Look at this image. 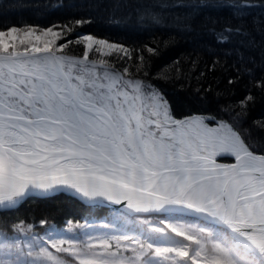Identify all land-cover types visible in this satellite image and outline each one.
<instances>
[{"label":"snow or ice","instance_id":"obj_1","mask_svg":"<svg viewBox=\"0 0 264 264\" xmlns=\"http://www.w3.org/2000/svg\"><path fill=\"white\" fill-rule=\"evenodd\" d=\"M191 7L232 11V22L219 28L209 17L213 46L224 47V57L243 61L257 28L264 49V22L246 26L264 0H195ZM38 28L0 30V211L35 192L69 191L92 205L118 206L147 227L138 235L72 239L0 224V264H66L58 253L74 264H264V150L246 143L252 130L264 135V118L240 127L256 97L245 95L238 110L221 108V117L177 119L163 93L137 78L147 75L144 53L155 54L154 47L85 34L76 40L85 51L75 58L53 50L62 37L59 49L71 43L70 26ZM93 50L105 58L90 59ZM236 70L250 72L243 63ZM255 86L264 92V78ZM222 156L234 162L217 163ZM153 214L163 219L152 223L146 217Z\"/></svg>","mask_w":264,"mask_h":264},{"label":"trees","instance_id":"obj_2","mask_svg":"<svg viewBox=\"0 0 264 264\" xmlns=\"http://www.w3.org/2000/svg\"><path fill=\"white\" fill-rule=\"evenodd\" d=\"M178 0H0V29L9 26H39L46 28L57 25L63 30L65 25L72 28L66 37L71 41L62 51L73 56H81L84 45L76 43L85 33L105 37L133 49L141 50L147 46L156 49L155 54L144 53L148 60L146 76H139L155 85L171 107L173 116L208 114L223 116L221 108L237 105L245 95L251 93L256 103L248 109L246 122L240 127L249 129L253 120L264 118V92L255 86L257 80L264 78V49L260 47L259 28L256 44L247 48L243 61L234 55L224 57V47L214 45L213 35L208 31L209 17L218 20L217 28L232 22L230 9H204L189 6H176ZM259 3V0H256ZM113 4L119 5L112 7ZM86 19L89 23L75 25L76 19ZM119 20V23L114 21ZM264 22V10L251 11L247 27L251 29ZM65 40V37H63ZM236 38L228 48L234 47ZM219 56L218 62L214 61ZM113 60L117 69L123 62ZM135 60V57H133ZM243 63L250 72L241 71L237 66ZM131 72L134 64H129ZM232 80V83H229ZM228 119V117H224ZM258 153L264 150V135L252 130L251 138L246 140ZM158 223L162 216L153 214L146 217ZM44 221V223H41ZM87 221L91 227H76ZM23 224L30 233L39 236L69 232L77 239L85 232L106 234L138 235L145 231L144 218L137 219L124 215L117 207L101 204H86L78 198L65 194H53L31 198L12 210L0 211V224ZM111 227H105V225ZM67 263H73L64 259Z\"/></svg>","mask_w":264,"mask_h":264},{"label":"rangeland","instance_id":"obj_3","mask_svg":"<svg viewBox=\"0 0 264 264\" xmlns=\"http://www.w3.org/2000/svg\"><path fill=\"white\" fill-rule=\"evenodd\" d=\"M27 29V27H25V30ZM39 29L40 28H38V31H39ZM0 30H5V29H0ZM54 30H57L56 28H54ZM85 34H91V33H85ZM85 34H83V35H85ZM83 35H81V37L83 36ZM94 37H96V38H105V37H101V36H97V35H94V34H92ZM21 36H22V33H21ZM80 37V38H81ZM49 38H51V37H49ZM106 39H108V38H106ZM110 42H116V41H113V40H110V39H108ZM65 43V40H64V38L62 37L61 39H58L57 41H56V44L55 45H53V50L54 51H62V49H59V45H61V44H64ZM118 43V42H117ZM17 47L20 49V50H23V48L25 47V45H20L18 42H17ZM84 51H85V48H84ZM63 52V51H62ZM64 53V52H63ZM64 54H66V53H64ZM66 55H68V56H70V57H75V58H81L82 57V55L81 56H78V57H76V56H73V55H69V54H66ZM89 57H90V59H102V58H105V57H102L100 54H97V53H95L94 52V50H93V52H90L89 53ZM192 116H195V115H186V116H183V117H175V118H177V119H187V118H189V117H192ZM217 159V163H222V162H227V163H231V162H233L234 161V158L233 157H230V156H222V157H217L216 158ZM31 199V198H30ZM16 208V207H15ZM71 233H78V232H73V230L72 231H69V232H67V233H63V234H53L54 236H63V237H65V238H72V239H77L76 237H73L74 235H72ZM86 234H92V235H102V234H106V233H101V232H85L84 233V235L83 236H81L82 237V239H84V237H85V235ZM43 236H47V234L46 235H43ZM80 239V238H79ZM52 251L53 252H55V250L54 249H52ZM58 255L64 260V259H68L69 261H71V262H73V263H67L66 262V264H74V257L73 256H71V255H69L68 253H58Z\"/></svg>","mask_w":264,"mask_h":264},{"label":"water","instance_id":"obj_4","mask_svg":"<svg viewBox=\"0 0 264 264\" xmlns=\"http://www.w3.org/2000/svg\"><path fill=\"white\" fill-rule=\"evenodd\" d=\"M234 162V161H233ZM231 162V163H233ZM223 164H231V163H227V162H222ZM59 193H65V194H68V195H71V196H74L76 198H78L79 200H81L82 202L86 203V204H89L86 200H84L83 198L79 197L76 193L74 192H69V191H55V192H50L48 194H43V193H40V192H35L33 193L32 195H30L29 197H27L26 199H24L23 201L19 202L17 206H19L22 202H24L25 200L27 199H30V198H40V197H44V196H48V195H53V194H59ZM101 205H105V206H110V207H117L119 208L118 206H114V205H111V204H104V203H99ZM16 206V207H17ZM121 209V208H119ZM123 211V209H121Z\"/></svg>","mask_w":264,"mask_h":264}]
</instances>
